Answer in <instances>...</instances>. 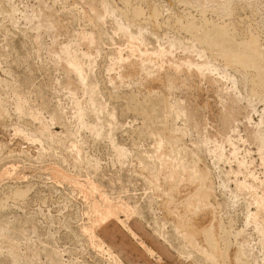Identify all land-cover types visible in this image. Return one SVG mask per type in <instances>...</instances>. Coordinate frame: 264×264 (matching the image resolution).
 Instances as JSON below:
<instances>
[{
  "label": "rangeland",
  "instance_id": "rangeland-1",
  "mask_svg": "<svg viewBox=\"0 0 264 264\" xmlns=\"http://www.w3.org/2000/svg\"><path fill=\"white\" fill-rule=\"evenodd\" d=\"M0 264H264V0H0Z\"/></svg>",
  "mask_w": 264,
  "mask_h": 264
},
{
  "label": "bare ground",
  "instance_id": "bare-ground-1",
  "mask_svg": "<svg viewBox=\"0 0 264 264\" xmlns=\"http://www.w3.org/2000/svg\"><path fill=\"white\" fill-rule=\"evenodd\" d=\"M112 210H113V209H112ZM113 212H114V211H113ZM116 212H117V211H116ZM101 215H103V216H104V218H103V219L105 220V219H107L108 217L112 216V215H113V213H112V211H111V210H107V211H105V212L103 211V214L101 213ZM101 215H100V217H101ZM114 215H116V214H114ZM114 215H113V216H114ZM103 219H102V220H103Z\"/></svg>",
  "mask_w": 264,
  "mask_h": 264
}]
</instances>
